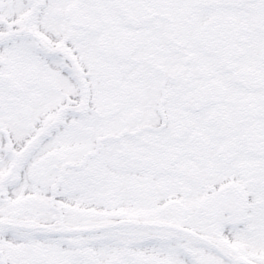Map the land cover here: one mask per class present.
Returning <instances> with one entry per match:
<instances>
[{
    "label": "snow or ice",
    "instance_id": "1",
    "mask_svg": "<svg viewBox=\"0 0 264 264\" xmlns=\"http://www.w3.org/2000/svg\"><path fill=\"white\" fill-rule=\"evenodd\" d=\"M0 264H264V0H0Z\"/></svg>",
    "mask_w": 264,
    "mask_h": 264
}]
</instances>
